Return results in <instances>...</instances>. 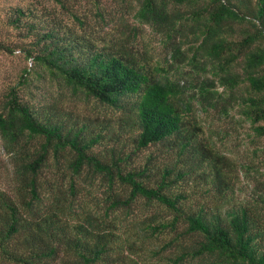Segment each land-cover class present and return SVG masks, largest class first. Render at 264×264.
<instances>
[{"label": "trees", "instance_id": "trees-1", "mask_svg": "<svg viewBox=\"0 0 264 264\" xmlns=\"http://www.w3.org/2000/svg\"><path fill=\"white\" fill-rule=\"evenodd\" d=\"M123 3L164 62L96 37L75 0L0 2V50L25 60L0 81V264H264V159L237 169L198 114L264 153V0ZM54 81L110 110L42 99Z\"/></svg>", "mask_w": 264, "mask_h": 264}, {"label": "rangeland", "instance_id": "rangeland-1", "mask_svg": "<svg viewBox=\"0 0 264 264\" xmlns=\"http://www.w3.org/2000/svg\"><path fill=\"white\" fill-rule=\"evenodd\" d=\"M5 1L17 2L18 0ZM44 1L48 2V0ZM75 2L84 13L88 23H91L89 27H94L97 30L96 37L104 35L106 42L112 39L113 41L116 40L118 44H126L139 57H146L152 63L156 60L165 61V54L161 50L156 34L147 25L133 19L131 12L125 9L126 6L123 0H75ZM24 63L25 60L19 50L13 53L0 50V81H5L15 76ZM42 90L43 96L40 95L39 90H35V93L39 97L41 96L42 99H52L58 94L59 96L57 97L59 99L81 112L93 113L92 111L110 110L92 97H88L81 92L73 93L71 88L62 82H51L47 85V89ZM198 114L204 135L219 152L224 153L236 162L237 169L244 161L252 160L257 162L260 157L264 159V153L257 150V144L252 143L245 134L244 126L239 125L228 117L218 116L214 108L201 109ZM258 140H264V135ZM261 169L264 171V167ZM249 178L250 173L243 172V169L238 171V175L234 177V179L242 182L247 181V183ZM0 186L7 189L12 187L10 164L1 146ZM149 212L150 209L147 208L138 209L131 217L139 219L142 215Z\"/></svg>", "mask_w": 264, "mask_h": 264}]
</instances>
